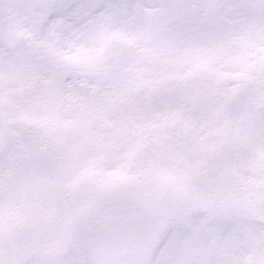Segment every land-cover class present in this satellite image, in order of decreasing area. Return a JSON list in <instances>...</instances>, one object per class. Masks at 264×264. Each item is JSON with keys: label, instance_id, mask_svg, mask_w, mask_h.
Listing matches in <instances>:
<instances>
[{"label": "snow or ice", "instance_id": "6c2138e0", "mask_svg": "<svg viewBox=\"0 0 264 264\" xmlns=\"http://www.w3.org/2000/svg\"><path fill=\"white\" fill-rule=\"evenodd\" d=\"M0 264H264V0H0Z\"/></svg>", "mask_w": 264, "mask_h": 264}]
</instances>
